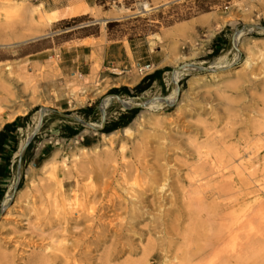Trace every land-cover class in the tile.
Returning <instances> with one entry per match:
<instances>
[{
  "label": "rangeland",
  "instance_id": "1",
  "mask_svg": "<svg viewBox=\"0 0 264 264\" xmlns=\"http://www.w3.org/2000/svg\"><path fill=\"white\" fill-rule=\"evenodd\" d=\"M39 3L42 2L0 0V44L29 39L36 34L39 36L48 30L52 22L60 20L59 12L54 11L55 14H51L53 12H48L43 3L40 12L33 13L34 5ZM43 12L49 15L44 16ZM81 12H88L91 18L71 17L64 19L62 25L79 26L82 21L93 20L91 26L97 29L98 26L104 27L101 19H108L110 21L106 27L110 37L149 41L152 49L159 47L167 54L163 64L168 66L157 67V64H151V69L145 76L136 72V64L130 72L115 75L116 79L101 80L94 75L95 83L93 81V85L92 83L87 85L86 90L81 89L82 91L78 92L70 87L73 94L64 87L67 83L64 81L61 85L63 91L61 95L53 92L57 99L55 102L43 93L42 85L46 84L39 81L44 82L48 79L41 76V73L30 83L23 79L19 80V76L13 77L11 96L14 99V107H20V110L26 109L27 106L24 107L26 104L34 107H31L22 119V127L18 130L16 141L6 152L8 158L1 164L2 166L0 165V185L5 190L0 200V254L5 252L10 264H30L42 255L49 258L50 264H53L52 258L59 248L85 254L83 255L85 259H82L85 261L78 257L80 261L74 258L77 264H99L100 261L97 260L99 257L105 255L109 249V252L113 253L117 248L120 255L119 252L115 254L116 256L113 254L110 264H123L126 261L143 258L141 249L145 247L148 237L154 240L159 238L158 241L166 240L168 249L171 246L168 255L175 250L183 249L186 247V241L181 235L170 234L172 235L170 237L167 234L169 238L165 239V236L161 237V233L154 234L153 230H156L160 223L157 211L161 207L166 210V207L171 205L167 213L169 215L167 223L183 230L189 222L184 215L185 210L181 209L182 194L193 189L188 188L191 175L189 170L205 169L203 171L210 174L222 167L221 159L219 162V157L215 155L219 156L223 148L233 149L235 144L234 148L238 146V150L244 152V148L256 145L250 138L255 132L253 128H256L258 113L264 112V101H261L264 99V0H99L97 6ZM47 19L49 21H46ZM19 36H24V39L17 40ZM248 56L253 59L252 63L247 61ZM184 65L194 66V69L178 72L176 83H173V70ZM250 71L253 76L250 80H244L247 79L245 74ZM130 76L131 80H127ZM52 79L55 80V77ZM78 81L81 82L82 79ZM129 81H133V85L129 86ZM115 89L117 91H114ZM170 94L166 102L155 107L148 108L146 104L131 109L108 97L115 95L133 103H142L154 98L166 99ZM64 95L66 99H62ZM171 98V102L166 104ZM104 99L105 103H108L105 108L107 126L115 125L113 129L105 131L99 128L100 105ZM54 104L70 108L68 111L59 109L62 113L72 114L87 123L99 126L92 130L75 120L45 110L40 127L34 132L22 157L19 159L18 156H14L19 143L31 135L40 109L50 108ZM140 115L141 120L139 117L137 123L135 119ZM53 126L59 127L58 133L53 130ZM125 126L131 127L126 134L122 132ZM76 129L77 134L66 138ZM101 133L111 134L108 140L102 141ZM245 142L249 145L244 146ZM197 144L200 145L197 151L206 152L201 154L204 156L203 159L197 155L195 150ZM120 145L124 146L123 151L120 150ZM82 146L96 147V153L101 155L110 150L114 154V161L105 159L104 164L94 163L92 166L83 162L79 164L76 160L79 157L75 155L81 152ZM54 151L57 153L58 164L57 171L54 170L53 173L57 174L41 171L40 166ZM208 151L210 155L207 154ZM262 157L264 149L258 151L252 162L260 165L261 159H264ZM64 158L65 162L62 163L60 160ZM205 158H208L209 165L205 163L207 166H204ZM160 161L164 162L163 165ZM156 162L160 168L156 167ZM199 164H203L200 166L204 167H200ZM212 165H215L216 169L211 170ZM64 167L67 170L65 174ZM163 168L165 171L160 170ZM206 168H210V172ZM132 169L134 171L138 169L136 173H140L136 174ZM258 169H261V166ZM154 170L160 179L170 173L167 176L169 186L164 189L166 193L157 188V184H148V175L150 176ZM224 171V175L211 174L210 178L202 181L204 186L202 190L204 192L207 190V195L213 193L209 199L210 204L213 199L211 206H219L227 200L236 199L240 200L242 205L234 206L231 208L232 211L241 213L244 203H251L255 207L254 209L252 206L253 210L257 211L256 198L262 197L264 200V193L259 194L260 190L257 187L260 183L257 179L262 177L259 175V178L250 180L245 174H236L234 171H230V174L228 169ZM59 176L63 178L60 186L59 181L58 183L55 181ZM145 185H150L147 186L150 189L145 190L139 199L146 197L143 201L147 202H152L153 199L156 202L155 206L156 204L158 206L155 208L154 205L146 203L150 217L144 215L145 218L134 220L130 215V205L123 202L122 198H129L130 193H135L139 187L145 188ZM216 192L219 193L215 196ZM173 197H177L176 200H173ZM101 199L104 204H107L105 201L108 199L111 200L108 202L109 212L106 214V211L101 212L100 209L95 216L108 215L113 221L110 227L108 226V230L111 228V231L104 234L96 233L99 230L95 226L92 227L93 231L89 232L91 221L84 215L82 217L75 209L77 200L91 201L92 206H99ZM67 200H72V208L70 201L68 203ZM62 201L65 207L63 209L69 213L64 214ZM180 212L183 215L179 214ZM213 213L209 215L212 216ZM255 213L256 216L253 218L256 219L258 211ZM172 217L178 221L173 220L175 225L170 221ZM151 220L159 222H154L155 226L151 227L153 224ZM208 222L206 227H209V230L203 228L205 230L203 233L206 234H210L209 231L214 224L211 223V226L210 221ZM254 222L256 224L255 220ZM145 230H149L151 235L147 236ZM196 242L197 246L204 244V241ZM121 245L125 247L122 248ZM262 253L264 249L258 255ZM259 258L256 262L264 264V261H260L264 260V257ZM70 262L76 264L73 260Z\"/></svg>",
  "mask_w": 264,
  "mask_h": 264
},
{
  "label": "bare ground",
  "instance_id": "2",
  "mask_svg": "<svg viewBox=\"0 0 264 264\" xmlns=\"http://www.w3.org/2000/svg\"><path fill=\"white\" fill-rule=\"evenodd\" d=\"M75 4L76 5L75 6L72 5L73 7L70 9V13H72V15H77L81 11L87 10L89 8V6H87L86 4H83V3L82 4L81 3L80 4L75 3ZM42 6H43L42 3H39V4L34 5V8L32 9V12L33 13L38 12V11L40 12V10L43 8ZM51 14H55V12H53ZM43 15L44 16H47L49 14L43 12ZM46 21H49V19H47ZM101 22L104 24L105 19L104 18L101 19ZM36 35L34 37H36ZM18 38L24 39V36L17 37V40H18ZM236 40H237V37H235L234 44H236ZM247 61H249V63H252L253 62V59L248 56ZM193 67L194 66L184 65V66H178L177 68H175L173 70V72H172V81H173V83H176V78H177L178 72L184 71V70H192V69H194ZM116 70H117V72L119 74H121L123 72V71H121V70H119L117 68H116ZM245 76H246L247 79H244V80H250L251 77L253 76V73L250 71L247 74H245ZM131 78L132 77L130 76V77L127 78V80H131ZM31 79L32 78H27V79H25V81H27L28 83H30L31 81H33ZM89 79H88V81H90V83H92V85H93V81L95 83L94 76L92 77V79H90V80ZM19 80H21V78ZM67 81H68V79H67ZM133 81H131V82L129 81L130 83H128V84L129 85H132L133 84ZM87 84H85L84 82H80L77 79H72L71 81L69 80V82L66 83L67 87H71L73 89H76L78 92H80L83 89H85L87 87ZM170 96H171V94L168 95V97H166V99L160 100L158 98H154V99H149L146 102L144 101L142 103H133L131 100H123L120 97L113 96V95H110L108 97L115 99L118 103H120L122 106H124L126 108H132L134 106H143V105H146V104L148 105V108H151V107H155V106L159 105V103L166 102L170 98ZM105 99L102 101V103L100 105L101 119H102L103 114L105 112L106 106H108V103H105ZM171 100H172V98L166 104H168L169 102H171ZM261 101H264V99H261ZM1 109H2V107L0 108V110ZM44 110H45V108L42 107L40 109V111L37 113V116L38 117H37V120H36V123H35L34 132L40 127V124H41V121H42V116L44 114ZM19 113H22V114L25 113V109L24 110H20L19 109V110L14 111L13 113H11V116H9L8 118H12L16 114H19ZM139 117H140V120H141V115L138 116L137 119H135L137 121V123H138ZM258 117H259V119L257 120V125L255 126L256 128L254 129L253 126H252L253 130L256 133L254 132L255 133L254 134L252 132L253 135L250 138V140L252 139V140H254L256 142V145L253 144V145H255L254 147L252 145V147H250L248 149L244 148V146H248L249 145L247 142H245L246 144L243 146L244 152L243 151L241 152L240 150H238L239 149L238 146H237V148H234L235 144L233 146V149H232V147L231 148H223L224 150L221 153H219L220 154L219 156L218 155H215V156L219 157L218 161L221 159L220 161H221V163L223 165L218 170L215 168V165L210 166L211 170L213 168L216 169V170H214V172L212 171V173H210V174H208L205 171H203L205 169H198V170H191V171L189 170V172H190L191 175L189 176L190 177V181L188 179L189 182L188 181L187 182L189 183V185L191 187L188 185L189 186L188 188L189 189H192V187H193V189L191 191L189 190L190 191L189 193H186V191H184V192L182 191L183 192V194H182L183 196H182V207H181V209H183V211L185 210L184 215L187 216V218L186 217H183V218L188 219L187 222H189L188 223L189 225L188 224H187L188 226L186 225L187 227H184V229L182 230V228L179 229V227L177 228V226H173V225H170V224L167 223V221H169V218H168L169 215H167V213H168V209L171 208V205L170 206H167V207L165 206L166 207V210H164L165 208L164 209H161L162 208L161 206H160L161 207L160 209L158 207L159 210L157 212H158V215H159V218H160V219H158V220H160V223L158 224V228L157 229H156V227H154V229H156V230H153V231H155V233L154 232L153 233L154 234L157 233V235L161 233L162 234L161 237H164L165 236L164 237L165 239L167 237L166 236L167 234H169V235L170 234H174V235H178V236L181 235V237L183 238V240L185 239L184 241L187 242V243L185 242V246L186 247L183 248V249H180V250H175L174 252H171L168 255V253L170 252L169 249L171 248V246L168 249L169 246L167 245L168 243H166V240L162 239V240L158 241L159 238H158L157 235H156V237L158 238V240L157 239H155V240L154 239H150L151 237L150 238L148 237L147 243H146L145 247H143L141 249V253L143 254V258H141L140 260H137V261H126L123 264H236V263H238V264H256L257 263L256 261L258 260L259 257L260 258L261 257H264V253H262L261 255H258V253H260V251L262 249H264V235H262V234H264V200H262V197H258L255 200V201H257L256 204H257V208H258V210H257L258 211V214H257V211H254L253 210L254 205H252L251 203H244L241 213H237L236 210L235 211H232L231 208H233L234 206H236L238 204L239 205H242L240 200H236V199L235 200H227V201H225V203H221L219 206L218 205L217 206H215V205L211 206V204L213 203V201H212L213 199L211 200V202H212L211 204H210L209 199L211 198V196L213 195V193H211V195H207V193H206L207 190L205 192L202 190V188L204 187L202 181H206V179H208V177L210 178L211 177V174H212V176H213V174H217V173H219V174L221 173V174L224 175L225 174V171L224 170L225 169H228V171H229L230 174H231L230 171H234L236 174H245L246 177L249 178L250 180H254L256 177H258L260 175L262 177V179H257V180L260 181V183L257 185V187L260 190L258 193L259 194L260 193H264V159H261L262 162H261L260 165H259V163L258 164H255L254 162H252V160L254 159V157H257L258 151L261 150V149H264V112H259L258 113ZM83 124L86 125V126H88V127H90V129L92 128V130L93 129H96V127L99 126V125H96L94 123H87L85 121H84ZM130 130H131V127L130 126H125L122 129V132L123 133H125V132L128 133V131H130ZM110 134L101 133L100 136H101L102 141L108 140ZM31 135H33V134L31 133ZM31 135H29L26 139H28ZM26 139L20 142L19 147H18V150L16 152V155H18L19 152H21L23 150V148H24V146L26 144V142H25ZM76 143H78V142H76ZM195 145H193V146H195ZM198 145L199 144H197L196 148L194 147L196 151L198 150L197 149L198 148ZM123 149H124V146L123 145H120V150L123 151ZM80 150H81V152H79V154H76L75 155L76 157H79L78 159H76L79 164L83 162L85 164H88V165H91L92 166L94 163L104 164L105 159H107V160L110 159L109 161H111V159H112L114 161V159H113V155L114 154L110 150L107 151V152H105V153H103L102 155L99 154V153H96V151H97L96 147L82 146ZM202 153H204V152L202 151ZM202 153H200L199 151H197L198 157L201 156ZM207 154L210 155L209 154V151H208ZM161 156L162 155H160V157ZM203 157L201 156L202 159H203ZM208 158H210V157H208ZM222 158H224V159H222ZM262 158H264V157H262ZM207 159L204 161V166H207V165H205V163L208 164ZM80 160H83V161L80 162ZM162 160H163V158H162ZM60 161L62 163H64L65 162V158L62 159V160H60ZM57 162H58V160H57V153L54 151L53 154L50 157H48V159L45 160L42 163V165L40 166L39 169L41 171H43V172H48V173L51 172L52 174H57V172L56 173L55 172L53 173L54 170L57 171V165H56V164H58ZM61 162H59V164H62ZM157 162H156V165H157ZM166 162H168V160ZM200 162H201V160H200ZM161 163L160 164L163 165L164 162H161ZM200 165H203V164H199V166ZM99 166H101V165H99ZM204 166H200V167H204ZM259 166H261V169H258ZM156 167L160 168V165H157ZM164 167H165V164H164ZM192 167H194V166H192ZM217 167H219V166H217ZM64 168L65 169L63 170V173L65 174L67 170H66V167H64ZM153 168H154V166H152V169ZM210 168L209 169L206 168V170L208 169V172H210L209 171ZM163 169H160V170L165 171V169L164 170ZM256 169H258V170H256ZM137 170L138 169H135V171L134 170L133 171L136 173ZM145 170L146 169H144L143 172H145ZM167 172H168V170H167ZM169 172H171V170ZM258 172L261 173V174H258ZM138 173H140V172H137L136 174H138ZM161 173L163 175V172H161ZM165 174L166 173H164V175ZM162 175H160V176H162ZM169 175H170V173L168 175H166L165 177L163 176L160 179L158 177V174L154 170L152 174L150 173V176L148 175V178H149V183L148 184H150V185L157 184L158 187L157 186H155V187L159 188L161 191L164 190V189L166 190V186L168 185V182H169V181H167L168 180L167 176H169ZM228 177H230V176H228ZM148 178H147V180H148ZM62 179L63 178L59 176V179L58 180L57 179L55 180V181H57V183L59 181V183H58L59 186H60V184L62 185ZM162 181H163V183H162ZM143 184H145V183H143ZM150 185H147V186L149 187ZM147 186L145 188H141V187L138 186L139 188H138V191H136L137 193L136 192L135 193H130L129 198H125V197H123L124 199L122 198V200H124L123 202H127L130 205V208L129 207L128 208L130 209V213H131L130 215H131V217L134 220H135V218L136 219L137 218L139 219L140 217H143L144 215H148V216L150 215V213H149L150 211L148 210V205L147 204H149L150 206L154 205L155 208H157V206H158V204H156L157 206H155V203L156 202H154L153 199L151 200L152 202H147L146 200L143 201L144 199H146V197L143 198V199H139V196L142 195V194H144L145 193L144 192L145 190L150 189V188H147ZM205 186H206V184H205ZM223 187H224V185H223ZM165 190H164V192H165ZM170 190H172V189L170 188ZM164 192H163V194H164ZM174 192H175V190H174ZM174 192L172 194H174ZM229 192H231V191H229ZM102 193H104V191ZM218 193L216 192V193H214V195L215 194L217 195ZM231 194H232V192H231ZM170 195H171V193H170ZM163 197H164V195H163ZM140 198H142V196H140ZM176 198L173 197V200L174 199L176 200ZM224 198H225V196H224ZM241 198H243V197H241ZM137 199H139V200H137ZM173 200H172V202L174 203ZM214 200H215V197H214ZM67 201H65V202H67ZM69 201H70V206L72 208L73 207L72 206V203H71L72 200H69ZM69 201H68V203H69ZM77 201L78 202H75L76 203L75 204L76 207L74 206L75 209L77 210L76 212L77 213H81L82 214V217H83V215L86 216L87 219L90 220L91 223H92V225H90L89 232H92L93 231V228L92 227H94V226L99 230L98 232L96 231V233H100V234L102 233V234H104L107 231L109 232V230L111 228L108 230V226L110 225L111 222L113 223V221H111L112 219L108 215L106 217H104L101 214H100V216H95V213H97V211H100V209H101V212L102 211L103 212L106 211L105 213L108 214L109 209H110V207H108L109 206L108 205L109 204L108 202L111 201V200L108 199V201H105V202H107V204L106 203L104 204L103 203V199H101V200H99V203H98L99 206H96V205L95 206H92L93 203L91 201H88L87 202V200L86 201L85 200H83V201L77 200ZM63 203L64 202L62 201V210H64L63 208H65ZM165 203H166V201H165ZM173 203L170 202V204H173ZM178 203H179V201H178ZM66 204L67 203H65V205ZM111 204H113V202ZM4 205L6 206V202L4 203ZM67 206H69V205H67ZM125 208L127 209V207H125ZM254 209H255V207H254ZM71 210H70V212H71ZM253 211H254V213L256 212L255 214H257V218L256 219L253 218V216H254ZM211 212H214L212 216L209 215V214H211ZM65 213H69V212L64 210V214ZM181 213L182 212H180L179 214H181ZM152 215H153V213L151 212V217H152ZM182 215H183V213H182ZM145 217H143V218H145ZM173 217L170 219V221H172V222H173V220L177 221L176 218H173ZM180 218H182V217H180ZM158 220H156L154 222H157ZM254 220L256 221V224H255ZM208 221H210V224L209 225H211V226H212L211 223H214L213 224V227H212L213 228V232H212V228H211L210 231H209L210 234H206L205 232L203 233V231H205L203 228H206L207 230H209V227H206V226H208L207 225V222ZM154 222L151 225V227L155 226L154 225ZM175 224L176 223H174V225ZM113 226H114V224H113ZM181 227H182V225H181ZM177 229H178V231H177ZM211 233H212V235H211ZM148 234H149V236L151 235V233H150L149 230L146 231V235L147 236H148ZM139 235H141V234H139ZM122 236H123V234H122ZM142 236H143V234H142ZM171 236L172 235H170V237ZM120 237H121V235H120ZM159 237H160V235H159ZM173 237H172V240H173ZM98 238H100V236ZM125 238L127 239V237H125ZM167 238H169V237H167ZM167 240H168V242L170 241L169 239H167ZM197 240H199V243L201 241H204V244L197 246V242H196ZM98 243H99V241H98ZM170 243H172V242H170ZM85 247H87V246H85ZM124 247L122 246V248H124ZM130 247H131V245H130ZM128 249H129V247H128ZM109 250H108V252L105 255H103L102 257H99L97 259V260L100 261L99 264H110V262H111V260H110L111 256L113 254L115 255V254H117V252H119L117 248L113 250V253L112 252H109ZM57 251H58L57 254H55V255L53 254L54 255V257L52 258V261L54 262L53 264H70L71 263L70 261H72V260L74 262L75 259H78V258H80L81 260L82 259H85L84 256H83L85 254H82L81 255L79 252H76V251H72L71 252L69 250H66V248H59V249H57ZM120 251H122V250H120ZM119 255H120V252H119ZM48 259L49 258H46L43 255L41 257L38 256L30 264H50L51 260L50 259L48 260ZM82 261H85V260H82ZM260 261H264V260L261 259ZM74 263H76V262H74ZM0 264H10L9 263V259H7V255H6L5 252H2L0 254ZM260 264H261V262H260Z\"/></svg>",
  "mask_w": 264,
  "mask_h": 264
},
{
  "label": "crops",
  "instance_id": "3",
  "mask_svg": "<svg viewBox=\"0 0 264 264\" xmlns=\"http://www.w3.org/2000/svg\"><path fill=\"white\" fill-rule=\"evenodd\" d=\"M37 1L42 2L48 8V12L58 11L61 18L52 22L48 30H45L39 36L0 44V108L2 107V111L0 110V131H3L6 125H10L6 142L3 144L4 153L0 156V164L5 163L8 158L6 152L16 141L18 130L22 127V119L31 110V107H34L26 104L24 106H27L25 113H19L12 118H8L11 113L20 109V107H14V99L11 96L14 76H19L23 80L27 78H32L33 80L38 78L40 76L39 73H41V76L48 79L44 82L39 81V83L46 84L42 85L43 93L47 94L55 102L57 99L53 96V92H57L60 96L63 92L61 85L64 81L69 82V80L77 78L78 80L82 79L81 82L85 84L89 82L87 85H90L91 83L88 79H92L94 75L101 78V80L106 78L116 79L117 77L110 72L111 67L121 71L129 69L127 72H130L133 65L137 63L157 64V67L160 65H163L162 67L168 66V64H163L167 59V54L162 52L163 50L159 47L152 49L149 41H140L127 37H110L106 27V24L110 21L108 19H105L103 28L98 26L97 29L91 26L93 20L82 21L79 26L68 27L67 25H62L61 22L64 19L71 17L91 18L88 12H80L77 15L70 14V9L76 5L75 3H83L89 7H94L97 6V1L99 0ZM120 75H124V72ZM52 77H55V80ZM64 87L72 92L73 88L67 87L66 83ZM62 99H66V96L64 95ZM66 103L69 105L68 101ZM59 109L70 110V108H63L57 104L46 110H48V113L62 116V112ZM69 115L73 116L72 114ZM58 121L60 122L61 120ZM81 125L84 126L82 123ZM107 125L106 120L104 125H102L100 120V129ZM53 130L58 133L59 127L53 126ZM77 133L76 129L66 138H70ZM22 155L23 152L21 155L14 154V156L20 158ZM11 157H13V154Z\"/></svg>",
  "mask_w": 264,
  "mask_h": 264
},
{
  "label": "trees",
  "instance_id": "4",
  "mask_svg": "<svg viewBox=\"0 0 264 264\" xmlns=\"http://www.w3.org/2000/svg\"><path fill=\"white\" fill-rule=\"evenodd\" d=\"M114 91H117L116 89ZM115 127V125L113 124V126H104L103 127V131L107 130V129H113ZM10 130V125H6L4 127L3 131H0V156L3 155L4 150H3V144L6 142L7 139V133ZM1 165V164H0ZM2 166V165H1ZM4 188L0 185V200L2 199L3 195H4Z\"/></svg>",
  "mask_w": 264,
  "mask_h": 264
},
{
  "label": "built area",
  "instance_id": "5",
  "mask_svg": "<svg viewBox=\"0 0 264 264\" xmlns=\"http://www.w3.org/2000/svg\"><path fill=\"white\" fill-rule=\"evenodd\" d=\"M135 69L139 75L145 76V75H147L148 71L151 69V64H149V63H146V64L137 63L135 65ZM127 71H129V69L123 70V72H127ZM110 72L114 75H119L116 68H114V67H111Z\"/></svg>",
  "mask_w": 264,
  "mask_h": 264
},
{
  "label": "water",
  "instance_id": "6",
  "mask_svg": "<svg viewBox=\"0 0 264 264\" xmlns=\"http://www.w3.org/2000/svg\"><path fill=\"white\" fill-rule=\"evenodd\" d=\"M138 107H140V106H134V107H132V108H138ZM46 109H48V108H45V110H46ZM45 110H44V112H45ZM62 116L66 117V118H69V119H72V120H75V121H77V122H79V123H82V124L84 123L83 120H81V119H79V118H77V117L71 116V115H69V114L62 113ZM42 119H43V118H42ZM101 121H102V125H104V124H105V112H104V114H103V117H102ZM41 122H42V121H41ZM34 134H35V133H33V135H34ZM33 135H32L31 138L26 142V144H25L23 150L20 152L19 155H21L22 152H23V151L26 149V147L29 145V143H30V141H31V139H32V137H33ZM19 159H20V157H19Z\"/></svg>",
  "mask_w": 264,
  "mask_h": 264
}]
</instances>
